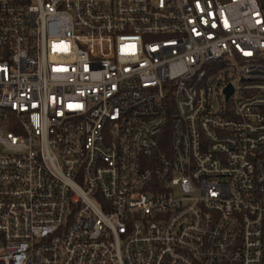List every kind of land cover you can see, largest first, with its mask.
I'll return each mask as SVG.
<instances>
[{"label": "built area", "instance_id": "1", "mask_svg": "<svg viewBox=\"0 0 264 264\" xmlns=\"http://www.w3.org/2000/svg\"><path fill=\"white\" fill-rule=\"evenodd\" d=\"M0 264H264V0H0Z\"/></svg>", "mask_w": 264, "mask_h": 264}, {"label": "rangeland", "instance_id": "2", "mask_svg": "<svg viewBox=\"0 0 264 264\" xmlns=\"http://www.w3.org/2000/svg\"><path fill=\"white\" fill-rule=\"evenodd\" d=\"M2 249V245L0 244V250Z\"/></svg>", "mask_w": 264, "mask_h": 264}]
</instances>
